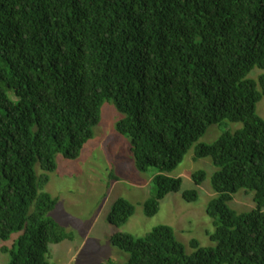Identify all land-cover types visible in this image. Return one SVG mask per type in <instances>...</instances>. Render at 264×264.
I'll use <instances>...</instances> for the list:
<instances>
[{
  "label": "trees",
  "instance_id": "1",
  "mask_svg": "<svg viewBox=\"0 0 264 264\" xmlns=\"http://www.w3.org/2000/svg\"><path fill=\"white\" fill-rule=\"evenodd\" d=\"M254 69L264 71V0H0V240L21 232L0 248L8 264H55L49 246L73 240L47 217L57 200L42 190L56 155L75 160L92 138L104 101L124 115L115 130L136 171H156L145 217L169 194L197 200L166 175L193 145L216 170L205 209L215 246L191 240L185 255L164 225L116 233L125 264H264V75L249 79ZM226 121L242 127L196 144ZM240 190L255 208L238 214L228 203ZM133 214L119 198L106 221L121 227Z\"/></svg>",
  "mask_w": 264,
  "mask_h": 264
},
{
  "label": "rangeland",
  "instance_id": "2",
  "mask_svg": "<svg viewBox=\"0 0 264 264\" xmlns=\"http://www.w3.org/2000/svg\"><path fill=\"white\" fill-rule=\"evenodd\" d=\"M264 71L254 69L248 75L256 80ZM256 114L264 121V97L256 105ZM111 101H104L100 108V121L92 130V138L83 146L75 160L55 157L56 170L48 174V182L42 191L57 200L47 217L73 236L72 241L50 245V262L55 264H125L128 255L109 243L110 236L126 233L136 238L144 237L152 228L160 225L173 230L175 239L190 255L195 240L199 247H214L209 237L213 234L212 221L205 213L208 201L214 198L210 177L216 171L210 158H195L194 146L171 173L172 178L182 180L181 190L197 191L195 202L187 203L180 194H169L159 204L153 217L143 214V203L151 196V181L156 174L153 168L146 173L136 171L130 153L129 140L118 134L115 124L123 118ZM241 123L224 122L211 125L196 144H211L225 131L234 132ZM36 175L41 171L36 166ZM203 172L204 181L196 186L191 180L195 173ZM253 193L243 190L232 195L228 207L236 213H246L255 208ZM124 199L134 207V214L121 227L110 225L106 217L117 199ZM21 232L14 233L6 242L0 240V248L10 249ZM7 254L0 252V264H8Z\"/></svg>",
  "mask_w": 264,
  "mask_h": 264
}]
</instances>
